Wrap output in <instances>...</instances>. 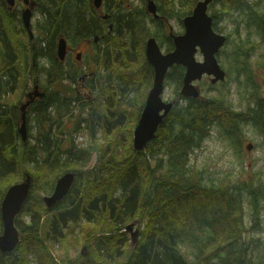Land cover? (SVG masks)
<instances>
[{
	"label": "trees",
	"instance_id": "trees-1",
	"mask_svg": "<svg viewBox=\"0 0 264 264\" xmlns=\"http://www.w3.org/2000/svg\"><path fill=\"white\" fill-rule=\"evenodd\" d=\"M175 1L159 0L158 5L156 4L158 14L164 15L168 21L177 12L190 14L192 9L189 8H193L198 0H177L180 7L174 10ZM1 4L4 5L2 0ZM41 5L51 13V17L49 22L41 26L40 37L36 38L35 55L39 59L55 60L53 42L58 34L70 38L69 40L91 38L97 34L102 35L103 43L100 44L105 45V49L116 58L120 53L129 61H134L137 55L140 56L141 49L139 45L135 47V42L142 38L140 44L143 46L145 37L151 34L141 25L139 15L125 6L123 0H102V10L105 12L101 15L93 0H41ZM208 7H211L209 14L212 17V27L217 32H222V28L218 27L219 21L229 19L236 13L240 17L237 24L241 22L264 38V0H213ZM103 14L107 15V19ZM142 17L148 16L142 13ZM157 18L154 22L158 29H163V36L169 43L167 49L171 50L172 41L167 35L165 19L160 16ZM225 36L226 41L229 40L228 35ZM5 37L7 36L0 16V198L2 200V193L7 190L10 181H21L26 175L30 176V190L15 218V226L25 238L24 243L21 244L19 239L13 251H0V264H30L37 245L42 249L37 264H58L49 246L47 247L48 243L53 245L56 241L60 246L62 244V233L56 231V225L60 224L62 227L64 219H88L94 222L102 218L105 219V225L98 223L89 229L81 226V236L76 234L81 241L70 240L72 246H76L77 242L85 246L87 253H82L80 245V249L75 248L73 258L66 253L62 262L255 264L252 248L244 236L243 202L247 200L251 207V216L257 218L260 204L264 203V184H254L253 180L238 181V185L223 183L226 179L203 184L200 178L196 179L190 172L188 155L194 148L200 147L202 141L209 136L212 126L234 136L237 133V123H244L252 126L264 138V95L257 87L248 84V92H252L253 99L251 103L248 102L245 112H235L226 104L222 95L208 98L182 97L186 103H174L158 126L155 137L141 150H135L131 140L125 139L124 130L127 129L128 120L125 118L126 113L118 109L119 137H112L114 141L110 147L111 154H118V158L117 155L105 156L108 152L102 151L112 141L107 135H104L98 148L93 147L92 143L89 148L73 149L74 143L64 148L63 138L59 137L63 134V120L60 126L54 123L57 132H51L55 113L52 110L47 111L45 107L41 110L37 126L32 123L28 124L29 127L26 126V138L29 136L34 140V143H30L20 135L19 124L17 126L16 123L17 105H13L9 95L18 90L22 81L17 67L18 56L12 42ZM257 47L258 43L249 38L240 39L230 54L233 72L247 75L249 81L251 69L246 62L247 53L244 49L255 50ZM217 55L224 59L227 52L221 50ZM144 63L140 71L134 73L132 81L137 80L136 84L139 81L147 82V88L152 82L153 69L146 59ZM43 72V84L48 85L50 81L52 84L61 82L57 73L54 74L49 69ZM183 74V66L176 64L165 76V80L173 82L177 96ZM25 85L26 82L19 90L18 100ZM106 87L110 88L105 81L104 89ZM145 87L138 95L139 89L136 86L132 87V91L129 90L130 83L121 88L124 90L125 101L134 106L133 112L127 114L128 117L133 115V119H138L144 104L141 99L144 98ZM109 91L113 92V87ZM98 121L95 119L89 128L92 137L99 131ZM102 123L108 124L109 121L103 119ZM58 126L61 128L58 129ZM33 127L36 134L31 136L30 130ZM93 154L97 161L91 173L87 169L94 158ZM152 160L155 161L153 164ZM68 170L74 172L75 178L62 200L65 202H57L51 208L43 207L45 211L55 212L42 218L38 209L26 204L27 200L33 196L40 184L43 194H49L58 177ZM197 172L198 170L195 173ZM96 181L99 182L100 189L94 185ZM71 193L73 197L76 195L80 198L71 199ZM136 219L140 223L144 222V226L137 245L132 249L130 243H127L126 233L118 231L124 228L125 223ZM28 233L50 241L43 247L42 242H35L31 237L24 236ZM56 233L60 234L55 235ZM118 234L120 238H117ZM95 238L97 243L92 244ZM184 246L190 247V251H185ZM22 247L24 259L21 260L18 253Z\"/></svg>",
	"mask_w": 264,
	"mask_h": 264
},
{
	"label": "rangeland",
	"instance_id": "rangeland-1",
	"mask_svg": "<svg viewBox=\"0 0 264 264\" xmlns=\"http://www.w3.org/2000/svg\"><path fill=\"white\" fill-rule=\"evenodd\" d=\"M124 5L127 7H130L133 9L134 13L139 15L138 18L141 21V25L145 27V30L147 32H151L152 36H155L158 44L161 48V50L164 52V50H167L169 43L163 36V29H158L157 24L152 20L148 18L142 17L143 11H145V6L147 0H123ZM154 2L158 5L159 0H154ZM174 10L178 7H180V4L178 1H175ZM0 7L2 9V13L0 12V16L2 19V22L4 24V29L6 32V39H9L10 42L13 44V48L18 56L17 61V67L20 71V77H21V84L18 85V90L15 92L10 93L11 102H13V105L18 103V95L20 94L19 90L23 83L27 82V75L28 73L34 68L33 65L30 64V62L27 60L28 53L30 51V40L27 38L25 31L20 29L18 25V21L16 19L15 11H8L6 9V5L1 4L0 0ZM104 8V7H103ZM192 8H189L191 10ZM209 13H211V7H208ZM146 12V11H145ZM148 14V13H147ZM177 12V15L172 16L169 19V25L172 26L173 32L176 33H183V26L180 22L182 17L186 15L179 14ZM150 16V15H149ZM37 17V14H33V19H31L32 23H34L35 18ZM151 17V16H150ZM240 17L238 14L234 13L232 17L229 19H224L222 21H219L218 27L222 28V32L224 35H228L229 40L225 42L223 47L220 48L219 51L223 50L227 52L226 57L223 59L221 55H217V59L222 66V68L226 71L225 73V80L222 82H218L215 84H211L209 81L208 76H203L200 81L195 82L199 86L201 98H208L211 96H220L222 95L226 104L229 105L235 112H245L246 107L248 106V102L251 103L252 92H248V84L250 86L257 87L258 91H261L264 95V38H262L260 35H258L254 29L246 27L241 22L237 24V20H239ZM153 21V22H152ZM218 31V30H217ZM33 33L35 36H37V33L33 30ZM39 33V31H38ZM147 35V36H149ZM146 36V37H147ZM159 36V38H158ZM145 37V39H146ZM249 38L250 40L258 43V47L255 50L251 49H244L247 53L246 62L248 66L251 69V81H249L247 75H244L242 73H239L238 75L233 72L231 69L232 64H230V54L234 51V49L239 44L240 39H246ZM144 39V40H145ZM142 38H138L135 42V47L140 46V56H136L134 61H129L127 58H125L123 55L119 53V56H117V59H119L117 62L112 61L109 59L108 62L104 63L102 67H99L96 69L97 75H100L99 81L101 88L104 89L105 87V81L107 84H109L110 88L113 84V81L117 83L116 80H119L118 82V92L115 94L119 98L120 106L119 109L123 111L126 114H129L130 112H133V107L130 106V103L125 101V95L124 90L121 88H125L130 83L129 90L132 91V87L136 86L138 88L137 95L139 91L141 93L143 92V89L147 82L139 81L138 84L135 82L137 80L132 81V76H134L135 72H139L140 68H142L145 65V53L143 51L144 49V43L143 46L140 44V41ZM103 43V42H102ZM103 45V44H102ZM218 54V53H217ZM195 57L197 60H201L202 54L197 51L195 54ZM70 60L75 64L73 56L70 57ZM112 60H115V56H113ZM46 65H49L48 62H46ZM76 66H81L82 62L79 64H75ZM22 69H25V71H22ZM112 71V72H111ZM164 89L162 98L165 101H171L175 100L176 105H184L186 102L183 100L181 96H177V93H175L174 90V84L170 80H164ZM135 83V84H134ZM151 84V82H150ZM145 87L144 91V98L141 99V102L144 103L146 94L149 90V87ZM110 88L104 89L105 92L104 95L109 91ZM135 93V92H134ZM22 94V93H21ZM81 95L84 97H87L89 93L87 91L81 90ZM97 98L94 101V103H97V110L102 111L105 107V101L103 100V94L100 93L99 90L96 92ZM21 97V96H20ZM140 99V98H139ZM92 100V97H87L85 102L90 103ZM80 104L74 105L72 108L71 115L68 117V120L62 121V128L66 130V132H69V134H63L59 135L60 138H63L65 144H69L70 141L73 140L74 146L73 149L78 148H89L90 143L93 144V147L98 148L100 146L101 142L104 140V136L99 139L98 133L97 137L95 139H92L89 131L85 128L83 124L73 125L74 122L79 118L80 113L78 112V107ZM142 105V104H141ZM90 106L94 107V104L92 103ZM89 110H91V107L83 105V107L80 108V112H82V119L85 117V113H87ZM94 109L92 108V111ZM91 112V111H89ZM231 116H235L234 114H231ZM127 129L124 130L125 133V139L130 141L132 140V132L136 125L135 119H133V115L128 117L127 115ZM33 126V125H31ZM61 127H58L60 129ZM33 127L30 130V135L33 136V134H36V131ZM236 135L231 136L225 134L221 129H219L217 126H212L209 132V136L206 137L200 147L194 148L193 151L190 152L188 155L189 161L188 166L190 169V172L193 173L194 177L196 179L200 178L201 182L203 184H210V181H213L214 183L221 181L223 179H226L223 183H232L234 185H238V181H244L248 180L254 181V184H257L258 182H261L264 184V138L250 125L244 124V123H237L236 128ZM27 134V130H26ZM96 134V133H95ZM119 137V133L117 138ZM66 138V140H65ZM107 138H111L112 136ZM26 140L30 143H34L33 137H27ZM114 139H112L111 144L108 145V148H103V152L106 153L105 156H115L118 158V154L113 153L111 154L110 147L112 146ZM106 142H103L105 144ZM251 143L252 147L250 150L246 148V146ZM132 144V141H131ZM101 150H98V152ZM152 164L155 162L154 160L151 161ZM95 159L89 163V168L87 171L93 173L94 166H95ZM198 170L197 173H195ZM70 171V170H68ZM20 179L12 180L8 183V187L16 182H19ZM55 182V181H54ZM99 182H94V185H97L96 188L100 189V185L98 186ZM40 187L36 190V192L33 194V196H30L26 202V204L29 207L38 209L41 213L40 215L42 218H47L51 216L55 211H45L43 207H46L43 202V190L42 185H39ZM7 187V188H8ZM53 188V187H52ZM82 188V187H80ZM52 191V190H51ZM50 191V193H51ZM5 193V192H4ZM2 195H4L2 193ZM71 199L77 200L80 198V196L74 195L72 196V193L70 194ZM1 200V198H0ZM1 202V201H0ZM29 202V203H28ZM264 202V201H262ZM67 204V200H66ZM40 207H39V206ZM243 209H244V229H245V239L249 241L250 248H252L251 253L254 256L253 260L255 264H264V203L260 204L259 212L257 215V218H253L251 216V207L247 203V200L243 202ZM24 220L27 219V217H22ZM133 221V220H132ZM132 221L127 222L130 223ZM135 221V220H134ZM136 223L132 230L125 229L126 223L123 225V229L119 230V232L123 231V233H126L127 243H130L131 245V233L137 229V240L133 245L130 247L133 249L135 245H137L139 239L141 230L143 229L144 222L140 223L139 219H136ZM63 226L61 227L60 224L56 225V231H60L62 233V244L61 246L58 244V241H56L53 245L48 243L50 240L45 239L42 236L35 237L32 234L28 233L24 235L25 237H31L33 241L35 242H42L43 247L49 246V249L52 253V256L56 260L58 264H65L62 262V259H64L66 256V253L68 254V257L73 258L75 256V248L78 247L81 248V244H78V242L81 241V239L76 235H80V229L83 226L84 228L89 229L93 225H96L100 223L101 225H105V219L102 218V220L96 219L94 222L88 221V219H75V221L64 219ZM43 228V227H42ZM2 230V224L0 219V233ZM60 233H56L55 235H58ZM100 235V234H99ZM81 236V235H80ZM88 237V236H87ZM95 237V236H94ZM122 237V236H121ZM119 237V234L117 236ZM25 238H23L22 234H20V241L21 244L24 243ZM70 240L73 242V240L78 241L76 246H72L70 243ZM92 244L97 243V238L93 239ZM33 247H35V243L33 242ZM81 245V246H80ZM183 249L186 251H190V247L184 246ZM42 251V249L37 245L33 251V257H31L30 264H37L38 262V256L39 253ZM81 251L83 254L87 253L86 247L82 246ZM18 257L22 260L24 259V250L23 247L20 249L18 253Z\"/></svg>",
	"mask_w": 264,
	"mask_h": 264
},
{
	"label": "water",
	"instance_id": "water-1",
	"mask_svg": "<svg viewBox=\"0 0 264 264\" xmlns=\"http://www.w3.org/2000/svg\"><path fill=\"white\" fill-rule=\"evenodd\" d=\"M11 3V0H8ZM213 0H198L190 14L183 17L182 34L174 35L173 49L162 53L154 37H149L145 43V56L147 62L153 68V79L147 92L145 101L133 129L132 147L135 150L145 148L146 144L155 137L158 126L162 119L172 108V101H164L162 98L164 79L168 69L179 64L184 68L182 84L178 95L183 97L198 98L201 96L199 87L194 83L203 75L210 77V83L214 84L225 80V70L220 66L216 54L226 42V36L215 31L212 27V17L208 13V5ZM96 8H100L102 0H93ZM146 9L154 17L158 16L156 5L153 0H147ZM25 24L28 25V15L23 13ZM107 19V15L103 14ZM111 25H109L110 27ZM57 53L62 59L64 56L65 41L59 39ZM199 50L202 54L201 60H197L195 53ZM35 95H42L34 91ZM31 96V93L28 94ZM29 102L20 106L21 123L19 132L23 140L26 139L25 107ZM252 144L246 148L250 150ZM75 178L72 171L62 173L54 185L50 195L43 199L46 206L52 207L59 199L64 197ZM30 190V176L26 175L21 181L11 184L5 191L0 203V219L2 231L0 233V251L11 252L19 241V232L15 226V218L19 214ZM136 222V221H135ZM134 222H130L125 229L132 230ZM137 240V229L131 233V244Z\"/></svg>",
	"mask_w": 264,
	"mask_h": 264
},
{
	"label": "flooded vegetation",
	"instance_id": "flooded-vegetation-1",
	"mask_svg": "<svg viewBox=\"0 0 264 264\" xmlns=\"http://www.w3.org/2000/svg\"><path fill=\"white\" fill-rule=\"evenodd\" d=\"M2 1L6 5V9L8 11H15L14 14H16V19L18 21L17 26L25 31L27 38L30 40V51L28 54L29 55L28 61L30 62L31 65L34 66V68H32V70L27 75V82L26 85L24 86L21 97H19V100L17 99L18 100V103L16 104L17 114H18V119L16 122L17 126L18 124L20 125L22 121L20 106L23 103L29 102L24 110L25 120H26L25 122L27 127H29L28 124L30 125L31 123L37 126V121L40 118L41 110L42 108L45 107L47 111L52 110L55 113V117H53L52 119V126H51V132L54 131L55 133L57 132V128L54 125V123H57L59 126L62 120H64L66 123L68 117L71 115L72 108L74 107V105L80 104L78 107V112L80 113V116L74 122L73 125L83 124L85 128L89 131V134L91 136V131L89 128L93 124V121L95 119H98L100 125L99 131H97V133L99 132L98 133L99 139H101L104 135H107L108 137L118 136L119 133L118 124L120 123V119H119L120 111H118V109L120 106V102H119L120 100L115 94L118 92L117 88L119 84L118 82L116 83L113 81V84L111 86L113 87V92L108 91L104 95L103 93L105 92V90L101 88V86H99L100 81L98 77L100 75H97L95 70L98 69L99 67H102L103 64L108 62L109 59L112 61V63H114V61L117 62L119 59L115 57V60H112L114 55L111 54L110 51H107L105 49V45L100 44L102 43V35L95 34L92 35L91 38L88 37L80 40L78 39L69 40L70 38L67 39L61 34H58L53 42L54 43L53 58L55 60L50 61L46 58L39 59L35 55V47L37 45L36 38L40 37V32H42L41 26L49 22V17H51L50 16L51 13L47 9L41 7L42 6L41 0H11V3H9L8 0H2ZM146 6H147V2H146ZM146 6H145L146 12L143 11V14L148 13L147 18L149 20L150 19H152L153 21L157 20L158 16H160V18L165 19V24L168 26L167 35L170 37L172 41V49H173L172 34L177 35L182 33L173 32L172 26L169 25V21L164 15L158 14L157 17H154L151 13L147 11ZM100 7L101 8H96V9H100L99 15H101L102 12H105L104 10H102L103 8L102 4ZM156 9H157V5H156ZM24 12L29 16L28 25L25 24V19L23 18ZM34 13L37 14V17L35 18L34 23H32L31 19H33ZM182 19L180 22L182 23L183 26ZM110 28L111 26L109 27V29ZM33 30L35 31V33H37V36L34 35ZM149 37H154L158 44V41L155 36L152 35L147 36L146 39L144 40V53H145V43ZM60 38H63L65 41L64 56L62 59L59 57L57 53V49H58L57 45ZM172 49L171 50L167 49L164 50L163 52L160 48L162 53H167L169 51H172ZM71 56H73L75 64H79L80 62H82V65L76 66L71 60L69 62ZM46 62H48L49 65H46ZM46 69H49L54 74L57 73L61 78V82L59 84H52V81H50L48 85L43 84L45 82L43 78V76H45V73L43 71ZM35 88L36 91L38 93H42V95H35L34 94ZM81 90L87 91L89 93V95L87 96L88 98L92 97L90 103L85 102L87 97H84L83 95L80 94ZM97 90H99L100 93L103 94V100L105 101V107L101 112L97 110V103H94V101L96 100L95 98H97V94H96ZM29 93H31V96H28ZM92 103L94 104V107L90 106ZM83 105L91 107V110H89L91 112L88 111L87 113H85V117H83L82 119V112H80V108L83 107ZM92 108L94 109L93 111ZM125 118H127V114L125 115ZM103 119L109 121V123L103 125L102 123ZM101 126H103L104 128H102ZM62 133L69 134V132H66V130L64 129L62 130ZM97 133L93 134V137L91 136V138L92 139L96 138ZM132 136H133V132H132ZM72 143H74L73 140L70 141L69 144H65L63 140L62 145L65 148L66 146ZM92 156L94 157L96 162L97 161L96 155L93 154ZM44 197L45 195L43 196V198ZM64 197H62L61 199L55 202L56 203L65 202L62 201ZM43 202L45 203L44 199Z\"/></svg>",
	"mask_w": 264,
	"mask_h": 264
}]
</instances>
